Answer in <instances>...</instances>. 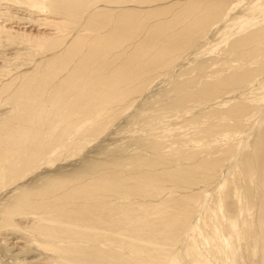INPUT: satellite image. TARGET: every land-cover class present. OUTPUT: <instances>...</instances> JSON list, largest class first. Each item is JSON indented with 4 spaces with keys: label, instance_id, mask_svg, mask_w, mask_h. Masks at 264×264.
<instances>
[{
    "label": "bare ground",
    "instance_id": "1",
    "mask_svg": "<svg viewBox=\"0 0 264 264\" xmlns=\"http://www.w3.org/2000/svg\"><path fill=\"white\" fill-rule=\"evenodd\" d=\"M0 264H264V0H0Z\"/></svg>",
    "mask_w": 264,
    "mask_h": 264
}]
</instances>
